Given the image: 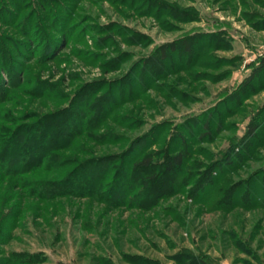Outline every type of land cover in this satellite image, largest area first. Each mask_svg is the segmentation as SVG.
I'll use <instances>...</instances> for the list:
<instances>
[{"label":"rangeland","instance_id":"rangeland-1","mask_svg":"<svg viewBox=\"0 0 264 264\" xmlns=\"http://www.w3.org/2000/svg\"><path fill=\"white\" fill-rule=\"evenodd\" d=\"M196 36L191 54L160 59ZM3 47L16 64H0V264H264L262 197L222 211L201 201L206 185L163 194L161 166L157 182L154 168L122 171L145 136L175 151L205 121L213 139L196 148L213 159L255 118L262 139L264 0H0ZM248 164L230 180L261 166Z\"/></svg>","mask_w":264,"mask_h":264},{"label":"trees","instance_id":"trees-1","mask_svg":"<svg viewBox=\"0 0 264 264\" xmlns=\"http://www.w3.org/2000/svg\"><path fill=\"white\" fill-rule=\"evenodd\" d=\"M166 9H170L169 13L171 14H168L172 19H184L183 17H180V15L183 14V11L181 12L176 10L175 7H170L162 4L161 13L164 14V10ZM198 37L199 36L192 37V39L186 38L182 41L177 40L176 42L160 46L158 50L160 59L166 60L170 55L174 54L176 51H180L181 49L185 54H191V52H193L194 50L193 45L197 43L195 42V39H198ZM208 37L212 36L206 35L205 39H208ZM221 40L225 41V43L228 42L224 38H221ZM49 48L51 50V46H49ZM14 61L15 59L13 58L12 54L7 51L5 47L1 48L0 64L2 72H4L5 74H10V71L13 70V65L16 64ZM192 61L189 62L186 68H191L193 64H195L192 63ZM259 66L260 69L264 70V56L260 59ZM260 126V122H258L257 118H255L254 123L248 129L246 139L241 143L236 144L231 150L226 152L224 156L216 159H213V156H211L210 153L205 154L199 148H196L197 144L199 145L202 143L211 142L209 137L212 138L213 135L211 132V127L207 123V121L202 123L201 133H199L198 130L195 134H192L189 139H182L181 137H179L178 139H180L181 143L184 145V148L175 151H172L170 149V145L173 144L175 140L172 139L169 141H161V138L159 136L147 135L144 137L145 142L148 143L146 144L145 150H142L137 157L131 159V161L128 162V167L123 164L122 171L128 169L130 171H135V173L137 174L143 171H149L154 168V173L152 174L153 176L150 178L152 179V181H154L156 179L158 180L159 178L157 169L159 166H161L164 174H168L169 176H171L169 186L165 187L164 190L166 192H164L163 194L173 193L177 190V188L181 189L182 186H186L187 184L193 185L195 190H200L203 186L206 185V189L203 190V197L201 198V201L213 199L215 201V207H217V209L219 210L230 211L243 206H254L257 205V199H260L262 197L264 200V159H258L259 156L257 155L260 150L264 148V134L262 135V139L259 140ZM63 133L67 134L68 130H64ZM31 139L34 141L32 137ZM149 139H151V142ZM68 142H70V140H67L62 145H65L66 143L68 144ZM39 143H41V146H38V151L41 152V150L44 149H51L52 145H50V143V146H44V142L42 139ZM52 143L53 142H51V144ZM13 144H9L7 148L12 149ZM136 144H134V146ZM155 144H159V146L161 147L160 152H150L147 155L146 151L148 150V146H153ZM200 152L206 155L204 160L192 159V156L199 155L201 154ZM3 154L4 153H2L0 157ZM157 154L164 155V158L159 163L153 161L155 155ZM29 159L30 158L26 157L21 161L20 159L11 157L10 162L12 164L16 163L17 168L18 166L22 167L27 164V166H31V164L33 163H29ZM257 160L261 162L260 168L255 172H250L249 169L250 174L247 179L243 180L240 183H235L237 181L230 180V175L237 174L242 169V167H246L247 165H249L248 163H252ZM124 176L128 179V177H130L131 175L129 171H127ZM157 180L155 182H157ZM124 181H126V179H124ZM150 196L152 197V194H150Z\"/></svg>","mask_w":264,"mask_h":264}]
</instances>
